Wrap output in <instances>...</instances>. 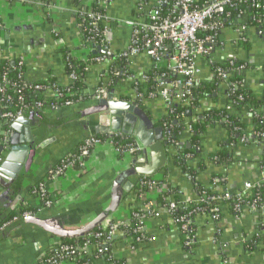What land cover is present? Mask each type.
I'll return each instance as SVG.
<instances>
[{"label":"crops","instance_id":"1","mask_svg":"<svg viewBox=\"0 0 264 264\" xmlns=\"http://www.w3.org/2000/svg\"><path fill=\"white\" fill-rule=\"evenodd\" d=\"M85 1L90 4L92 0ZM140 1L142 0H112L108 6L106 14L110 29L108 34L110 56L117 58L127 48L131 30L125 22L136 17L137 4ZM143 1L151 5L154 0ZM53 2L59 5L61 10L46 14L43 9L35 6L0 0V62L4 59L10 61V64L20 61L24 68L23 77L28 83L56 84L60 88H66L70 85V80L61 51L65 49L71 58L83 63L89 60L90 56L98 54H92L91 48L87 49L84 45L77 17L73 12L74 8L78 7L76 0ZM245 36L248 41L246 50L238 48L233 29L224 28L219 40L225 45L223 48H215L211 58L215 63H223L231 58L245 62L250 68L242 74L244 87L252 96L261 100L264 96V29L257 31L255 28H248ZM108 58L115 65L116 60ZM197 65L201 69V74L196 81L202 83L212 81L213 76L206 58H199ZM106 66V64L88 66L83 79L85 88L83 93L91 92L99 85V79L105 74ZM151 67L152 61L145 55L134 57L130 61V70L136 76L146 74ZM225 85V83L218 85L217 92L200 99L198 108L189 112L190 115L185 118L184 124H189L204 111L225 109L229 103L225 97ZM113 88L115 98L121 100L134 98L132 87L117 82ZM40 96L48 102L52 99L50 92ZM142 105V109L154 122L158 123L161 120L165 105L160 98L149 100ZM262 109L264 110V107ZM34 113L36 115L34 121L37 124L33 130L36 136L55 139L44 148L45 151L36 156L37 165L32 170L33 174L22 184L25 188L37 177L41 169L47 173L41 182L46 184L48 192L54 198V205L40 212L53 213L71 204L79 205L86 201L90 194H93L91 201L95 202L101 188L113 181L123 166H128L130 156L122 157L112 144L101 143L86 158L83 174L78 170L69 169L64 172L65 174L55 176L54 172L62 161V156L68 153L65 157L67 158L83 144V132L73 125L58 130L64 124L59 118L50 120L48 122L50 129L45 132L40 128V123L45 120L38 117V111ZM229 113L245 126L244 135L248 138L252 127L249 111L245 108L232 107ZM52 126L57 129H52ZM5 129L0 124V133ZM190 137L191 133L184 129L178 136V144L190 148L192 146ZM229 139L226 127L222 125L206 127L197 137L198 147L195 156L188 160V166L195 171L196 182L212 193L218 195L226 192L235 196L243 190L244 184L256 183L262 179L264 146L261 138L260 141L251 139L247 144L234 143L231 146L228 144ZM221 151L226 152L230 161L216 164L212 155ZM168 153L167 167L153 178L171 189L182 192L183 199L196 202L198 195L192 181L173 164V146H169ZM136 187L137 184L109 220L129 223L132 212L145 208L147 204L151 205L158 215L143 219L144 231L149 236V241L135 243L134 238L124 237L118 230L116 231L110 247L111 258L115 263L264 264V211H253L250 207L244 206L236 217L230 213L226 205H221V218L217 223L207 214H198L193 218L192 224L195 229L194 243L190 248H186L184 236L173 223L172 217L156 202V193L147 192L139 197ZM18 188V185L14 186L9 194H6L0 187V226L4 220L2 216L10 213L18 215L23 210L35 211L39 207V203L32 196L31 188L24 191L22 201L11 211L10 207ZM97 197L99 199L101 196ZM70 229L74 228L71 226ZM14 232L11 230L0 234V264H34L47 247L56 245L60 240L49 239L33 226L24 227L22 229L24 235H16ZM93 264L111 263L105 258H98Z\"/></svg>","mask_w":264,"mask_h":264},{"label":"built area","instance_id":"2","mask_svg":"<svg viewBox=\"0 0 264 264\" xmlns=\"http://www.w3.org/2000/svg\"><path fill=\"white\" fill-rule=\"evenodd\" d=\"M5 1L8 3H27L28 5L30 4V6L43 9L46 14L61 10V7L54 3L53 0H46L44 3H34V1L32 2L31 0ZM76 3L78 4V7L74 8L73 12L76 17L81 18V23H78L79 28L86 31L88 35L90 34L88 40L93 44H96L94 43L95 37L99 36V43L94 46H98L101 49L108 51V34L110 29L106 10L112 3V0H92L90 4L85 0H77ZM169 3L172 8L170 14L162 17V11L160 8ZM242 3L251 4L254 9L260 8V5L256 0H203V2H199V0H154L151 5L145 3L143 0L140 1L137 4L136 17L125 22L131 30V35L127 48L117 57L125 62L121 70L112 71V68L115 67V65L109 61V58L105 54H98L90 57L89 60L84 62L85 71L91 64H106V71L99 79V85L93 91L81 93L77 99H72V97L76 96L78 93L72 92L69 89V86L66 88H60L56 84L45 85L28 83L25 81L22 74L18 77L21 80V86L16 89L15 85L10 84L6 77H4L3 82L0 85V124L3 125L16 122L19 118L23 117L27 111H47L58 107H70L86 100L105 99L110 92V88H113L114 84L117 82L132 87L131 90L134 98L129 101H134L140 105L149 100L160 98L165 105V112L170 114L173 113L174 105L180 107L189 106L192 90L194 89L195 83H197V78L201 74V69L197 65V61L202 57L206 58L207 65L210 67L213 76L212 80L215 81L217 85L223 83L226 84L225 97L228 98V89L231 91L240 89L238 84L230 83L228 78L234 74L242 75L245 72V69L242 66H235L236 58L227 60L231 68L224 69L221 66H216L212 69L215 62L211 58V55L215 48H223L225 45L223 41L219 40L220 34L224 28L230 27L233 29L236 36V43H238L241 36L245 35L246 14L242 10H239V17L232 22L229 21L226 26L222 21L223 19H221L226 8L229 7L236 9L237 6ZM203 31H207L209 34L199 38L198 35ZM84 45H86L87 49L92 47L85 43ZM140 55L147 56L152 61V67L168 69L170 71L169 73L174 77L173 80L169 81L166 78L168 74L162 73L156 78V81L158 82L157 90L154 92H146L142 88L143 83L147 81L146 75L142 74L136 76L130 70V61L132 58ZM14 64L19 68L23 67L20 61L17 63L15 62ZM113 78H117V80L114 81ZM68 79L70 80L71 85L77 80V76L74 73H70L68 74ZM10 86L16 89L17 102L20 105L15 110L8 109L11 104V98L7 95L6 91L10 89ZM25 91H30L33 94V99L29 103L24 101L23 93ZM45 92L51 93L53 100H55L53 104L47 105L48 101H45L44 98L42 100L36 99ZM231 108L232 105L228 103V106L224 110L230 114L229 110ZM262 108L257 110L250 108L248 111L253 112V115L256 117L260 116L263 120L264 110ZM163 116H165V114H163ZM201 120L202 117L197 116L191 122L199 123ZM162 127L164 130V140L167 141L170 146L174 147V157L180 156L182 147L179 144H177V146L172 145L171 143L173 142L168 138L169 132L172 128L171 125L166 123ZM5 128V130H1L0 137L6 136L8 128ZM183 128L188 133L192 132L190 122L189 124H184ZM184 129L181 131H184ZM180 132L178 133V136ZM104 137L105 139L102 141L95 137L86 139L82 146L78 148L75 155L69 156V158L67 157L60 162L54 175H61L66 170L71 169L75 162L84 167V159H86L91 151L101 143L112 144L115 147L116 152L122 157H131L138 151L134 143L121 145L117 141L114 143L112 139L122 137L121 134H114L112 137ZM260 138L264 141V134L260 135ZM244 141L245 135L240 138L239 143L243 144ZM182 158L188 161L191 159V156L186 154L182 156ZM1 161L2 157L0 156V162ZM263 183L264 175L262 179L256 183L244 184L243 190L234 196L238 199L235 205V210H240L238 206L240 199L248 195L250 190L260 187ZM136 189L139 197H142L147 192L157 193L160 190L168 193L165 197V205L163 207L172 217L173 223L176 227L179 228L183 235H185L184 246L186 248H190L194 243V236H191L188 233L193 224V219L190 217L191 214H194L195 216L198 214H207L213 222L217 223L221 212V205L219 206L220 202L229 200L232 197L231 194L226 192L217 195L210 190L209 192L211 195H207V189L201 194H197L198 200L195 202L187 198L183 199L182 192L177 190L174 191L168 185L154 178H141L137 183ZM32 196H34L39 203V207L36 208L34 212L27 210L20 212L12 219V221H16L19 218L34 216L42 209L50 208L54 205V198H52L51 194L48 192L44 182H40L36 185L32 190ZM192 206L196 207L195 211L187 213L185 216L175 217L174 213L176 211H184ZM199 206L204 207L200 208ZM249 207L253 211H264V204L258 206L256 200H254ZM157 215V211H155L151 205L147 204L145 208L137 210V212H132L131 219L136 220L140 226L137 232H142V230H144L143 219L145 217ZM9 223L2 225L0 230ZM129 223L123 221L112 222L108 220L103 227H99V231L91 233L90 237L100 239L104 236L105 241L102 243V249L103 246L109 247L114 241V236L118 228L121 226L127 227L129 226ZM133 240L135 243L141 242V238H134ZM146 240L149 241L150 239L147 238ZM98 258H105V255L100 249L96 250L94 246L84 245L82 247H74L66 244H59L58 241V243L54 245L53 256L47 262L51 264H67L68 262L82 259L84 260V264H93V261ZM34 264L40 263L37 260Z\"/></svg>","mask_w":264,"mask_h":264},{"label":"water","instance_id":"3","mask_svg":"<svg viewBox=\"0 0 264 264\" xmlns=\"http://www.w3.org/2000/svg\"><path fill=\"white\" fill-rule=\"evenodd\" d=\"M91 53L110 56L108 51L98 46H92ZM38 114V117L45 120L40 123V128L45 132L50 129L48 122L59 118L64 124L58 130L73 125L83 132L84 141L90 137L121 134L130 138L138 151L130 157L128 166H123L117 172L113 181L104 183L105 186L96 195L95 202L91 201L93 194H90L79 205L71 204L57 212H38L34 216L19 218L1 228L0 234L13 230L16 235H24L22 229L33 226L51 240L85 237L115 214L141 178H153L168 165L170 145L164 140L163 127L157 125L136 102L114 98L113 90L105 99L86 100L70 107L40 110ZM188 115L190 114L187 113ZM35 116L34 111H30L16 122L3 124L8 132L5 137H0V155H3L0 162V187L6 194L14 186L19 187L10 207L11 211L20 204L25 190L34 188L43 181L46 172L41 169L32 182H27L25 188L22 187L27 177L33 174L32 170L37 165L36 156L40 155L49 142L55 141L54 137L49 139L36 136L33 130L37 124L34 121ZM51 128L57 129L54 126ZM67 155L68 153L64 154L61 160ZM99 195L101 197L98 199ZM71 226L74 229H70ZM103 249L107 250L108 246H103Z\"/></svg>","mask_w":264,"mask_h":264},{"label":"trees","instance_id":"4","mask_svg":"<svg viewBox=\"0 0 264 264\" xmlns=\"http://www.w3.org/2000/svg\"><path fill=\"white\" fill-rule=\"evenodd\" d=\"M34 3H44L46 0H31ZM77 1V0H76ZM199 2H203V0H199ZM256 2L260 5L259 9H254L251 4H244L242 3L241 5L239 4L237 8H226L225 13L222 15L221 19H223V23L226 26L227 23L232 22L233 20L237 19L239 17V10H242L246 14V29L248 28H255L257 31L260 29H264V0H256ZM25 5H28L27 3ZM30 5V4H29ZM162 11V17L168 16L170 14L171 4L169 3L168 5L162 6L161 8ZM225 19V20H224ZM256 19V20H255ZM78 23H81V18L77 17ZM221 21V22H222ZM80 32L83 37V41L85 44L89 46H94L99 43L100 37H95L94 43L90 42L88 40V36L90 37V34L86 31H84L82 28H79ZM209 34L207 31L201 32L198 37L202 38L205 35ZM92 36V34H91ZM238 48L242 49H248V41L246 36H241L240 39L238 40ZM61 55L63 57V62L65 64V69L66 73H74L77 76V80L74 81L71 85H69V89L72 92L78 93L76 96L72 97V99H77L79 97V94L84 92V87H83V79L85 77V64L81 61H76L75 59L71 58L65 49L61 51ZM93 56V55H92ZM90 56V57H92ZM107 56V55H106ZM110 57L111 59L114 58L116 60L115 67L112 68V71L115 70H121L123 65L125 64L124 60L115 58L113 56H107ZM216 66H221L224 69L231 68L228 64L227 61H224L222 64H214L212 66V69H214ZM235 66H242L245 70L249 69L250 67L243 61L241 60H236L235 61ZM170 71L166 68H154L151 67L150 70L145 74L147 77V81H145L142 85V88L146 92H154L157 90V81L156 78L160 76L162 73L168 74L167 79L173 80V76L169 73ZM24 73V68L21 67L19 68L17 65L14 64L12 66L10 64V61L4 59L0 62V85L3 82V78L6 77V79L9 81L10 84H14L15 88H19L21 86V80L18 78ZM113 80H117V78H113ZM228 81L230 83H236L240 86L239 90L236 91H231L227 90V93L229 97L227 98L228 102L232 105V107L236 109H242L245 108L247 111L252 108L253 110H257L259 108L264 107V96L261 100L256 99L254 96H252L248 90L244 87V80L243 76L240 74H234L231 77L228 78ZM52 83V82H51ZM10 89L7 90V95L11 98V104L9 105V110H15L17 109L20 105L17 102V94H16V89L14 87L12 88L11 86L9 87ZM114 88H111L110 90H113ZM141 91V90H140ZM218 91V85L215 81H210L206 83L202 82H197L195 83L194 89L192 90V96H191V101L189 106H175L173 107V113H166L164 112L165 116L161 118V120L157 123L159 126H163L164 124L171 125V130L169 132L168 138L171 142L172 145L177 146L178 144V133L183 130L184 128V120L187 118V113H191L192 110L197 109L199 106V101L203 97L207 95H212L213 93ZM24 95V101L29 103L33 99V94L30 91H25L23 93ZM241 98V100H240ZM36 99H43L41 96L37 97ZM120 99V98H119ZM55 100L53 98L47 103V105L53 104ZM129 101V100H126ZM148 103V102H146ZM145 104V103H144ZM140 107L143 108V105L140 104ZM30 112L27 111L25 115ZM251 117H252V127H251V132L248 136V138H245V141L243 144H247L248 140L251 139H258L260 141V135L264 134V119L262 120L260 116L256 117L253 115V112H249ZM202 120L197 123V122H190L192 132H191V143L192 146L190 148H187L185 146H181L182 150L180 151V156H175L173 158V164L178 167L181 172L186 175L188 178L193 183L194 190L197 194H201L203 191L207 190L203 185L200 183H197L195 180V171L192 170L188 166V161H186L182 156L189 154L191 158L195 156V151L197 146V137L204 131V129L208 126H213V125H222L226 127L229 131L230 139L228 141L229 146L233 145L234 143H239V140L241 137H244V131H245V126L241 124V122L234 116L228 114L224 109H217V110H208L204 111L201 114ZM259 136V137H256ZM95 138H98L99 140H104V136H96ZM113 142L115 143L116 141L121 145V144H131L133 143L132 140L128 137H116L112 139ZM263 146H264V141ZM82 146V145H80ZM79 146V147H80ZM78 147V148H79ZM78 148L73 151L72 153L69 154V156L75 155ZM264 154V152H263ZM68 156V158H69ZM181 157V158H178ZM212 159L216 164H223L225 162L230 161V157L226 154V152H217L214 155H212ZM86 159H84L85 162ZM264 160V159H263ZM264 165V162H263ZM71 169H74L75 171H79L83 174L84 167H82L79 163L75 162L72 166ZM218 178V177H215ZM36 187V186H35ZM34 187V188H35ZM32 188V190L34 189ZM31 190V191H32ZM175 191V189H173ZM207 195H211L210 192L207 190ZM168 195L165 191H158L156 193V202L160 204L162 207L165 205V197ZM237 200L234 196L231 197V199L226 200L224 202H220V205H226L228 207V210L233 216H238L239 211L235 210V205L237 203ZM256 200L257 205L260 206L261 204H264V183L261 184L260 187L258 188H253L250 190L248 195H246L244 198L240 199V203L238 204L239 208L247 206L249 207L250 204ZM200 208L204 206H199ZM196 210L195 206H192L191 208L187 210H178L176 211L175 217H181L187 215V213H191ZM25 211V210H23ZM33 211L34 210H29ZM133 212H137V210H134ZM262 212V211H261ZM206 213V212H205ZM14 214L10 213L9 215L5 216L3 223H9L12 221L14 218ZM189 217V216H188ZM191 219L195 217L194 214H191ZM132 218V217H131ZM221 218V214L219 215V219ZM13 222V221H12ZM1 224V225H2ZM140 228L138 222L134 219H131L129 226H121L118 228V231L123 234L124 237H132V238H141V241L146 240L149 238L147 233L142 230V232H137V230ZM179 229V228H178ZM195 229L191 226L189 230V234L191 236H194V231ZM99 231V227L94 229L91 233ZM101 231V230H100ZM86 235L85 237H80L76 239H68V238H61L59 240V244H66L74 247H82L84 245H91L94 246L96 250L100 249L103 254L105 255V260L108 263H115L112 258H111V251L110 247L112 244L109 245L107 250L102 249V243L105 241V237L103 236L100 239H95L93 237H90V234ZM106 233V232H105ZM183 235V234H182ZM185 238V235H183ZM113 243V242H112ZM185 247V246H184ZM53 248L54 246H49L47 247L46 251L44 252L43 255H40L38 257V262L40 264H51L47 262L52 256H53ZM75 264H84V260L78 259L74 261ZM118 264V263H115Z\"/></svg>","mask_w":264,"mask_h":264},{"label":"flooded vegetation","instance_id":"5","mask_svg":"<svg viewBox=\"0 0 264 264\" xmlns=\"http://www.w3.org/2000/svg\"><path fill=\"white\" fill-rule=\"evenodd\" d=\"M47 140H48V139H47ZM47 140H46V141H47ZM48 142H49V140H48ZM50 144H51V142H49L46 146H48V145H50ZM46 146H45V147H46ZM44 151H45V150H44ZM0 156H1V155H0ZM205 189H206V188H205ZM208 191H209V190H208ZM220 214H221V212H220ZM15 216H16V215H15ZM15 216H14V217H15ZM4 224H5V223H4ZM4 224H2V225H4ZM2 225H1V226H2ZM1 226H0V227H1Z\"/></svg>","mask_w":264,"mask_h":264},{"label":"rangeland","instance_id":"6","mask_svg":"<svg viewBox=\"0 0 264 264\" xmlns=\"http://www.w3.org/2000/svg\"><path fill=\"white\" fill-rule=\"evenodd\" d=\"M65 174L64 172L62 173V175Z\"/></svg>","mask_w":264,"mask_h":264}]
</instances>
